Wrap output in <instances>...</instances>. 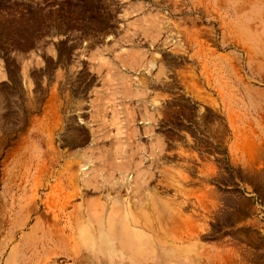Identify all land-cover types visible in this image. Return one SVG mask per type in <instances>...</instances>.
<instances>
[{"label": "rangeland", "instance_id": "374dc122", "mask_svg": "<svg viewBox=\"0 0 264 264\" xmlns=\"http://www.w3.org/2000/svg\"><path fill=\"white\" fill-rule=\"evenodd\" d=\"M110 187L151 264H264V0H0V264L86 263Z\"/></svg>", "mask_w": 264, "mask_h": 264}, {"label": "bare ground", "instance_id": "6f19581e", "mask_svg": "<svg viewBox=\"0 0 264 264\" xmlns=\"http://www.w3.org/2000/svg\"><path fill=\"white\" fill-rule=\"evenodd\" d=\"M122 186L127 189L128 195L135 192L131 182H126ZM109 190H115L117 194L113 197L107 194L105 202H100L101 196L96 201L89 202L88 219L76 220L78 223H89L92 229L81 231L79 235L81 240H78L72 248H65L64 246L68 245L59 242L57 247L62 249L59 253L75 257L76 263L86 260L89 264L88 259H90L92 260L90 264H151L154 248L149 235L151 220L148 215L150 210V202L147 203L150 200L148 195L145 194L136 201L131 196L121 198L119 189L110 187ZM78 194L76 191L71 197ZM156 211L160 225H167L169 221L164 218V214L158 209ZM89 237L92 240L88 245ZM175 248H178L177 245ZM46 262H55V260H46Z\"/></svg>", "mask_w": 264, "mask_h": 264}, {"label": "crops", "instance_id": "0c3cea01", "mask_svg": "<svg viewBox=\"0 0 264 264\" xmlns=\"http://www.w3.org/2000/svg\"><path fill=\"white\" fill-rule=\"evenodd\" d=\"M84 264H88V263H84ZM89 264H90V262H89Z\"/></svg>", "mask_w": 264, "mask_h": 264}]
</instances>
